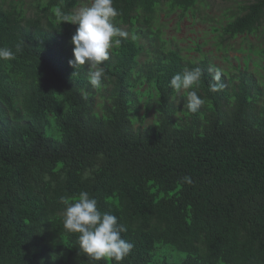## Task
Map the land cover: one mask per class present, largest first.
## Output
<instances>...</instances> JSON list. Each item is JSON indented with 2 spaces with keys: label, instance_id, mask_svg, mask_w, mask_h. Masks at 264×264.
Masks as SVG:
<instances>
[{
  "label": "trees",
  "instance_id": "16d2710c",
  "mask_svg": "<svg viewBox=\"0 0 264 264\" xmlns=\"http://www.w3.org/2000/svg\"><path fill=\"white\" fill-rule=\"evenodd\" d=\"M198 1L114 0L128 36L97 90L87 64H69L76 30L61 17L79 0H36L32 15L22 0H0V47L22 45L0 60V264H116L89 261L63 229L60 197L81 191L126 225L133 248L122 264H264V83L247 66L187 59L156 25L164 2L183 16ZM257 33L264 0L239 2L219 36ZM145 42L153 56L141 61ZM210 66L223 73L218 92ZM196 67L203 75L190 90L204 104L193 114L187 91L178 100L169 84ZM143 97L155 107L148 123Z\"/></svg>",
  "mask_w": 264,
  "mask_h": 264
},
{
  "label": "clouds",
  "instance_id": "9594fccd",
  "mask_svg": "<svg viewBox=\"0 0 264 264\" xmlns=\"http://www.w3.org/2000/svg\"><path fill=\"white\" fill-rule=\"evenodd\" d=\"M119 14L114 7V0H91L90 6L81 8L73 15L65 14L61 17V22L78 25L71 38L74 58L69 60V64L77 70L87 64L88 82L97 90L102 88V81L106 78L103 64L109 59L110 50L120 45L122 39H127L128 36L127 32L114 24V19ZM21 51V44L16 45L15 52L11 48L0 47V60H13ZM209 71L214 73V82L209 84L210 91L222 90L223 73L211 66ZM202 75L203 70L199 67L191 70L185 68L182 73L175 74L169 84L176 93L187 91V109L193 114L201 109L204 100L197 91L190 89L194 85L199 86ZM83 98L86 100L88 97L85 94ZM183 180L188 184L193 183L189 176H185ZM60 203L65 205L63 229L68 233L78 234L79 250L89 261L114 260L116 264H122L133 245L122 237L121 234L128 229L118 222L117 216L100 211L96 198L87 191H81L75 200L61 196Z\"/></svg>",
  "mask_w": 264,
  "mask_h": 264
},
{
  "label": "rangeland",
  "instance_id": "374dc122",
  "mask_svg": "<svg viewBox=\"0 0 264 264\" xmlns=\"http://www.w3.org/2000/svg\"><path fill=\"white\" fill-rule=\"evenodd\" d=\"M10 1V0H7ZM21 1V0H15ZM27 8V14L35 11L36 0H22ZM79 5L74 9V14L83 7L90 6L91 0H79ZM249 0H199L195 12L189 10L181 16V10L167 12L168 4L164 2L159 9V19L156 25L163 28L162 38L167 40L170 48L181 49L182 54L190 60H199L206 56L211 63L216 64L221 70L239 73L247 66V71L253 73L255 78L264 83V34L238 35L225 43H221L219 36L221 25L238 10L239 2ZM118 28V26L115 24ZM78 25L73 24L76 30ZM120 28L127 29V25ZM150 53L140 56L145 61L153 56L149 42H145ZM247 62V63H246ZM184 91L178 93L181 98ZM143 97L139 110L140 115L146 114V123L151 122L155 114V107H147Z\"/></svg>",
  "mask_w": 264,
  "mask_h": 264
}]
</instances>
